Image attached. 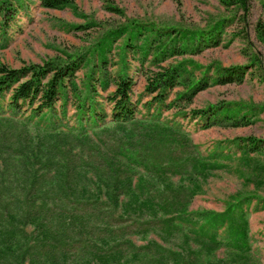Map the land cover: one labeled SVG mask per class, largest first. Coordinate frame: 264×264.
<instances>
[{
    "label": "trees",
    "instance_id": "1",
    "mask_svg": "<svg viewBox=\"0 0 264 264\" xmlns=\"http://www.w3.org/2000/svg\"><path fill=\"white\" fill-rule=\"evenodd\" d=\"M38 1L48 9L74 5L72 0ZM219 1L245 12L250 3ZM22 4L21 0H0L3 25L14 18ZM225 20L193 32L132 23L109 30L92 51L18 68L0 63V98L6 99L2 106L14 118L22 108L29 109L31 118L47 123L44 129L37 127L36 135L57 140L43 156L37 153V136L30 137L25 130V121L11 124L10 118H3L4 126L16 132L12 140L20 145L12 152L14 170H8L11 164L6 161L0 165V264H260L241 206L252 199L264 202L263 196L238 191L222 210L190 209V204L201 193L208 173L226 165L220 159H230L238 151V160L250 168L251 155L263 150L264 138L236 137L227 150L215 147L203 154L181 126L159 117L173 88L183 87L176 93L177 99L191 100L213 83L242 82L246 67L216 66L214 77H198L187 66L189 60L161 65L147 76L145 85L158 112L140 118L131 98V77L120 73L115 80L114 90L106 97L112 104L109 114L96 109V86L90 81L97 70L98 85L103 89L108 86L102 67L105 55L110 43L124 33L126 46L142 58L152 55L155 63L173 55L194 54L201 44L217 45ZM255 31L264 41V20H257ZM94 55L96 68L101 69L93 67L87 75L84 97L77 94L76 115L81 128L82 120L90 118L88 126L95 139L77 127L58 130L53 120L55 105L66 98L67 87L76 89L74 74ZM173 103L166 107H173ZM192 114L205 117V128L224 122L231 126L249 123L246 114L239 116V110L220 104L192 110ZM106 117L111 126L97 122ZM232 147L236 151L230 150ZM76 148L79 150L73 153ZM51 153H55L54 158H50ZM17 167L21 170L16 172ZM149 234L154 238L143 244L129 238Z\"/></svg>",
    "mask_w": 264,
    "mask_h": 264
},
{
    "label": "rangeland",
    "instance_id": "2",
    "mask_svg": "<svg viewBox=\"0 0 264 264\" xmlns=\"http://www.w3.org/2000/svg\"><path fill=\"white\" fill-rule=\"evenodd\" d=\"M21 1L22 6L17 8L14 18L10 19L8 24L3 25L0 18V63L11 68L28 63H42L48 59H65L77 53L92 51L97 41L109 30H119L132 23H148L157 28L171 27L174 30L193 32L206 29L213 22L225 18L220 34L218 33L217 45L211 42L209 45L201 44L194 54L186 52L155 63L151 61L152 55L142 58L141 53L126 46L124 33L110 43L105 55L102 67L106 72L105 77L109 80L108 86L103 89L98 85L95 80L98 76L97 70L90 79L96 86L93 100L97 110L109 114L112 104L106 97L114 90L118 75L123 73L133 80L131 98L137 104L136 116L140 118L155 115L158 105L154 102L152 94L145 91V85L147 76L158 70L159 66L189 60L187 66L194 69L196 76L214 77L216 66L229 68L241 65L246 67L242 82L213 83L199 91L191 100L177 99L176 93L181 92L183 87L173 88L164 100L165 105L159 110V117L181 126L203 154L212 152L215 147L218 150H227L236 137L251 135L264 138V41L258 38L255 31L257 20H264V0H250L247 12L233 6L227 7L219 0H72L73 7L63 9L44 8L38 0ZM95 60L94 55L74 74L72 79L76 89L68 86L66 98L62 97L56 103L53 120L58 130L67 132L70 127H77L80 133H86L95 139L92 129L88 126L90 118L89 121L82 120L84 128H81L76 115L77 94L81 98L84 97L89 81L87 75L93 67H97ZM172 100L174 106L167 108V104ZM5 102L6 99L0 98V165L4 166L6 161L11 164L7 167L12 172V164L15 163V160H12V152H16L20 144L18 142L16 145L12 140L11 135L15 136V130L11 126H4L7 124L4 121L6 118H10L11 124L26 122L25 130L27 129L30 137L36 139L37 136L36 152L43 156L52 150L50 145L57 140L36 135L37 127L44 129L46 121L37 122L35 117H30L29 109L23 108L15 118L11 117L5 110L7 107L2 106ZM211 104L237 109L239 116L246 114L249 123L231 126L224 122L205 128V117L194 116L192 110L205 109ZM85 116H88V113ZM108 119L109 117H106L105 120L97 122L111 126L112 123ZM65 138L67 141V137ZM19 141L22 144V136ZM103 141L108 140L104 138ZM22 149L23 147L20 150ZM78 150L73 149V153ZM230 150L236 151V148L232 147ZM49 155L50 158L55 157V153ZM239 156L236 151L230 159L219 160L226 165L208 173L206 180L201 183V193L193 198L190 209L222 210L230 196L238 191L252 192L264 197V148L261 152L251 155L250 168H246V165L238 160ZM261 166L263 171L260 170ZM252 167L255 169L251 170ZM20 170L21 167L16 168V172ZM56 201L62 204L60 200ZM241 210L248 220L254 254L260 264H264V202L253 199L246 201ZM27 228L30 230L32 227ZM129 238L135 244H143L154 236L130 235ZM86 240L90 246V238ZM75 246L79 249L78 244ZM81 250L86 251L83 248Z\"/></svg>",
    "mask_w": 264,
    "mask_h": 264
}]
</instances>
